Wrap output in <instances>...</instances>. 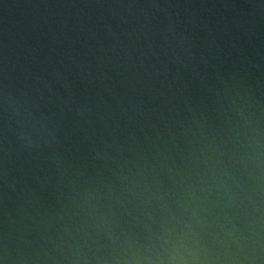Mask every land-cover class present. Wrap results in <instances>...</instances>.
<instances>
[{"label":"water","instance_id":"water-1","mask_svg":"<svg viewBox=\"0 0 264 264\" xmlns=\"http://www.w3.org/2000/svg\"><path fill=\"white\" fill-rule=\"evenodd\" d=\"M3 264H264V0H0Z\"/></svg>","mask_w":264,"mask_h":264},{"label":"clouds","instance_id":"clouds-1","mask_svg":"<svg viewBox=\"0 0 264 264\" xmlns=\"http://www.w3.org/2000/svg\"><path fill=\"white\" fill-rule=\"evenodd\" d=\"M0 264H3V262H2V261H0Z\"/></svg>","mask_w":264,"mask_h":264}]
</instances>
